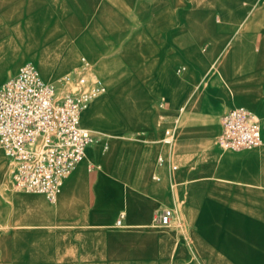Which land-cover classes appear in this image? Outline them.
<instances>
[{"label":"crops","instance_id":"obj_1","mask_svg":"<svg viewBox=\"0 0 264 264\" xmlns=\"http://www.w3.org/2000/svg\"><path fill=\"white\" fill-rule=\"evenodd\" d=\"M15 8L23 46L13 69L0 60V83L25 63L55 81L85 59L105 93L82 116L100 142L55 203L9 190L0 149V264H264V0ZM234 108L259 119L257 148L215 142ZM166 209L175 214L161 226Z\"/></svg>","mask_w":264,"mask_h":264},{"label":"built area","instance_id":"obj_2","mask_svg":"<svg viewBox=\"0 0 264 264\" xmlns=\"http://www.w3.org/2000/svg\"><path fill=\"white\" fill-rule=\"evenodd\" d=\"M104 93V85L91 74L85 59L76 74L55 81L45 80L32 64L25 63L0 83V149L11 166L15 190L55 203L87 147L100 142L98 135L81 127L79 115ZM220 122L215 141L222 150L237 153L260 146L261 124L249 110L231 109ZM162 142L171 145L173 132L167 131ZM163 163L159 158L158 164ZM174 214L171 209L161 211L157 224L171 225ZM122 219L120 215L116 226Z\"/></svg>","mask_w":264,"mask_h":264},{"label":"rangeland","instance_id":"obj_3","mask_svg":"<svg viewBox=\"0 0 264 264\" xmlns=\"http://www.w3.org/2000/svg\"><path fill=\"white\" fill-rule=\"evenodd\" d=\"M26 0H0V43H3L0 45V60L4 59L6 57L12 58L13 59V65L11 69L16 67V65L19 62V58L21 55V50H22V44H23V39H16V37H20V35H16V32H18L19 28V21L21 18V15L19 10L15 8L16 2H25ZM18 10V11H17ZM17 11V13H16ZM13 42L14 45H10V43ZM16 49V51H15ZM79 61V60H78ZM77 61V62H78ZM81 63V59H80ZM55 62H52L50 69H48L47 72H50L54 68ZM9 70L13 72V70ZM8 77V76H7ZM7 77L3 78L5 80ZM2 80V81H3ZM95 100L91 101L87 106L86 109L81 113L79 121L82 124V116L83 114L88 110L90 105L94 102ZM83 127V124L81 125ZM217 137V136H216ZM216 140V139H215ZM216 142V141H215ZM9 168L6 170V175H7V183L5 184L9 190L12 189L15 192L18 193H23L21 191H17L13 188L12 185V179H11V166L9 163H7ZM62 188V187H61ZM61 189L58 193V197L60 195ZM57 197V198H58Z\"/></svg>","mask_w":264,"mask_h":264},{"label":"bare ground","instance_id":"obj_4","mask_svg":"<svg viewBox=\"0 0 264 264\" xmlns=\"http://www.w3.org/2000/svg\"><path fill=\"white\" fill-rule=\"evenodd\" d=\"M95 100V99H94ZM86 109V107L81 111V113L84 111ZM81 113H80V115H81ZM80 115H79V118H80ZM80 122V121H79Z\"/></svg>","mask_w":264,"mask_h":264}]
</instances>
